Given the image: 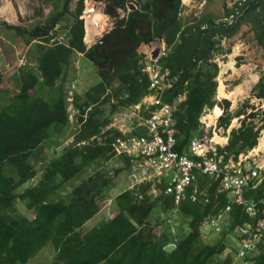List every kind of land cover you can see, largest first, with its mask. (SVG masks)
<instances>
[{
	"label": "trees",
	"instance_id": "trees-1",
	"mask_svg": "<svg viewBox=\"0 0 264 264\" xmlns=\"http://www.w3.org/2000/svg\"><path fill=\"white\" fill-rule=\"evenodd\" d=\"M84 1L57 0L46 21L31 27L5 23L9 30L27 35L29 49L28 64L22 65L17 75L16 93L3 86L0 68V264H26L49 243L55 250L49 264H232L236 250L221 257L228 249L226 236L251 219L234 204L229 231L204 242L203 223L229 202L228 194L219 191V181L204 175L194 182L197 198H191V187L177 207L189 217V231L179 237L169 230L155 231L152 211L158 207L169 212L175 206L164 195L153 199L145 184L115 197L112 218L87 231L83 227L97 215L100 200L115 185L113 177L99 169L115 155L112 142L120 135L117 128L108 126L116 113L148 92L149 77L143 71L140 49L155 35H164L169 47L161 64L171 82L165 100L176 103V149L188 152L191 138L201 132L202 115L217 104L224 108L218 126L227 129L240 117V126L231 129L228 143L220 147L225 161L230 157L237 160L241 153L258 146L264 109L251 99L264 100V73L250 97L231 111L230 100L216 98L217 58L231 53L223 41L238 34L245 24L251 25L257 43L264 48V0H223L222 16L206 11L186 14L182 0H144L141 10L134 9L124 18L118 10L128 0H97L106 3L105 11L115 23L89 48L80 18ZM59 21L69 30L67 43L51 41L50 31ZM79 53L96 66L99 80L84 92L74 93L79 127L71 133L72 141L64 145L70 125L67 76ZM44 90L49 91L48 97L42 95ZM121 158L129 168L128 160ZM40 162L47 163L40 180L21 189L38 176ZM95 165L99 168L91 172ZM87 172L88 176L82 177ZM75 179L80 182L68 183ZM254 195H264V179ZM18 200L25 202L32 218L17 212ZM171 243L176 248L168 252L165 246ZM252 264H264V248Z\"/></svg>",
	"mask_w": 264,
	"mask_h": 264
},
{
	"label": "built area",
	"instance_id": "built-area-1",
	"mask_svg": "<svg viewBox=\"0 0 264 264\" xmlns=\"http://www.w3.org/2000/svg\"><path fill=\"white\" fill-rule=\"evenodd\" d=\"M143 1L128 0L124 8H119V17H127L134 9L141 10ZM84 4L80 18L84 21V42L89 48L113 28L115 19L106 13L103 1L85 0ZM97 14L103 19L95 18ZM68 32L62 22H57L50 31L51 41L67 43ZM89 32L90 38H87ZM168 49L164 35H155L141 47L143 71L149 77L148 92L127 109L130 119L138 120L136 124H127L115 117L108 126L120 132L112 142L113 151L129 162L130 188L149 185L148 193L153 199L161 195L169 197L175 209L186 199L189 188L194 187L191 198H197L198 189L194 182L198 175L218 180L219 191L228 194L229 202L218 215L205 220L204 225L210 224L214 231L220 232L224 226H230L233 205L240 206L251 220L238 224L234 229L238 244L232 264H252L264 248V195H254L264 179V151L241 153L237 160L230 157L225 161V153L220 151L223 146L217 139L230 129L218 126V123L213 125L210 119H204V115L200 119L201 132L191 138L188 152L176 149V103L165 100L171 82L167 78L168 71L161 64ZM19 62L24 65L25 57L23 60L20 57ZM75 87L76 80H73L69 93ZM141 128L146 131L140 133L138 130Z\"/></svg>",
	"mask_w": 264,
	"mask_h": 264
},
{
	"label": "rangeland",
	"instance_id": "rangeland-1",
	"mask_svg": "<svg viewBox=\"0 0 264 264\" xmlns=\"http://www.w3.org/2000/svg\"><path fill=\"white\" fill-rule=\"evenodd\" d=\"M24 1V8L25 11L23 16L20 15V22H24L25 20L28 21L26 23H19L22 24V26L31 27L32 25L36 24V22L46 21V16L48 17L50 12L53 11L54 3L57 0H23ZM6 0H0V6H2ZM8 2H13L15 6L18 8V4L16 0H9ZM183 5L185 6L184 13L188 14L191 11H196V13H200L201 11L211 12L217 16H222L223 14V0H203L202 2H198L196 0H182ZM230 5H232V2H229ZM43 7L46 8L47 14L45 17L41 16L40 11L43 9ZM71 8H74L73 5H71ZM26 15V16H25ZM25 16V17H24ZM5 19V18H4ZM3 20V17L0 13V21ZM38 22V23H41ZM12 24V22H9ZM18 23V22H16ZM224 46L231 47L232 53L229 55H220L217 58V61L220 65V81L226 84V87L228 90L235 89L236 87L235 82L241 81L243 84H246L249 81H252L253 77L257 78L262 73H264V48L261 47L254 36L253 30H251L250 24H245L241 27L238 34H236L232 38L225 39L223 41ZM23 47L20 48V53L16 54L18 56L20 54L21 59L26 56V53L28 50L27 45L23 44ZM25 53V54H24ZM25 55V56H24ZM20 57L17 60L16 66L20 65L22 62L20 61ZM28 64V60L25 58V63ZM32 65H35L34 63ZM76 80V87L73 89L72 93H69L71 89L72 81ZM99 75L97 73V68L93 64L92 61H90L88 58L77 55L75 58L74 63L71 65L68 71L67 76V101L68 104V111L70 113V125L66 129V139L65 144L67 145V142H70L71 139H73L72 132H75L76 129L79 127L76 123V117L74 116V107H73V95L75 92L82 93L89 87H91L93 84L98 82ZM251 84V83H249ZM4 87H10L12 92L16 93V89L18 88V85L15 86H9L7 82H3ZM239 86V85H238ZM235 87V88H234ZM247 87V86H246ZM250 89L247 90V92L243 93L236 102H233L231 100V106L230 110L236 109L243 101L249 96ZM42 95L44 97L49 96V91L44 90ZM220 97V96H219ZM69 98H72L71 100ZM216 98L219 100L218 96L216 95ZM221 99V98H220ZM253 101H257V99L253 98ZM259 104V103H258ZM220 109L222 110V114L224 113L223 105H219ZM262 107L264 109V102L262 103ZM206 113L213 114V108L207 109ZM128 110L124 109L119 111L114 115L113 118L117 117L118 120L123 119L124 122L127 124H136L138 120L136 118L130 119L128 115ZM221 114V115H222ZM208 119V118H206ZM114 120V119H113ZM211 122V121H210ZM79 124V123H78ZM239 122L237 119H234L230 125L229 128L238 127ZM142 129V128H141ZM63 144L58 147V150L63 148ZM51 154H48V159L51 157ZM48 163V161H46ZM46 162H40L38 164L39 174L38 176L32 180L30 183L26 184L21 189H24L28 185H33L34 183H37L42 174L44 173V166L47 164ZM99 168V165H95L93 168H91V172L94 170H97ZM43 169V170H42ZM101 171L107 172V175L110 177H113L115 181V185L110 190L108 199H101L99 202L100 211L95 215L90 221H88L85 226L83 227L84 231L89 230L91 227H93L98 222L104 220V219H110L113 217L114 213L116 212V201L115 197L123 192L124 190L129 188L130 184V176H129V168L126 167L124 161L122 160L121 156L114 155L111 160L106 161L102 167L99 168ZM118 169H121V171L116 174V171ZM85 173L82 175V177L88 176ZM81 179V178H80ZM80 180H72L69 181L72 185V183H79ZM67 188V186H66ZM66 188L64 189L66 192ZM20 189V190H21ZM18 190V191H20ZM17 212L22 213L24 215H27L28 217L32 218L33 213L32 211H28L27 206L25 202L18 200L17 201ZM169 218L170 221H169ZM150 220L156 224L155 231L158 234H161L165 232L166 230H169L174 237H179L182 232L189 231V217L184 216V214L180 213L177 209H173L172 211L165 212L160 210L158 207H156L151 215ZM202 238L204 242H209L212 238L218 237L215 236V234L219 233L214 231L212 226L210 224L202 226ZM229 231L228 225L224 226L222 228V231ZM226 243L228 245L227 251L221 255V257H225L229 250L235 251L237 244H238V238L236 231L232 230L230 231L226 236ZM234 255V253H233ZM54 257V247L52 243L47 244L36 256L31 258L26 264H49ZM19 264V263H18Z\"/></svg>",
	"mask_w": 264,
	"mask_h": 264
},
{
	"label": "crops",
	"instance_id": "crops-1",
	"mask_svg": "<svg viewBox=\"0 0 264 264\" xmlns=\"http://www.w3.org/2000/svg\"><path fill=\"white\" fill-rule=\"evenodd\" d=\"M8 1L9 0H6V2L2 6H0V13H1V16L3 17V20L0 21V68H1V70L3 72V75H4V77H3L4 81L7 82V84H9V86H10V84H11V86H15V85L18 84L17 75L19 74L20 67L23 65L22 64L20 66L19 65L16 66V64H18L17 60L20 57V54L18 56H16V54L20 53V48L23 47L22 46L23 44H26L25 40L27 38V35H25V33H20L19 31H16V30H12V29L9 30L8 25H20L22 27V24H19V23H23L24 24V23H26L28 21L25 20L24 22H20V20H19L20 15L23 16L24 12H26L25 8H24V1L23 0H16V2L18 4V8L15 6V4L13 2H8ZM40 14L43 17L46 16L47 11H46L45 7H43V9H41ZM46 18H47V16H46ZM9 22H12V24L9 23ZM16 22H18V23H16ZM38 22H41V21H38ZM38 22H36V23H38ZM5 23H7L8 25H6ZM28 49H29V45H27V49L26 50H28ZM231 53H232V51H231ZM27 54H28V51L26 53V56L24 55L26 59H27ZM81 56H83V55H81ZM219 76H220V72H219V75H218V78H217L218 79V85L220 86V85L224 84L225 87H226L225 83L219 82L220 81ZM255 77H253V79H251L252 81H249V82L246 83L248 85L243 84L241 81H236L234 86L236 87L238 85H242L244 87V93L247 92L248 89H250L249 91H250V94H251V90L253 89L254 85L259 81L261 75L258 76L257 78H255ZM249 83H251V84H249ZM219 86H218V88H219ZM218 88H217V96H218ZM232 90L233 89L228 90L227 87H226V91L229 92V91H232ZM16 91H17V89H16ZM11 94H12V91H11ZM250 94H249V96L247 98L250 97ZM218 98H219V101H221L222 99H228L230 101L232 100L233 102H236V101H234L233 99H231L229 97H219L218 96ZM263 102H264V100H258L257 99V101H253L251 99V103H255L256 105L261 104L260 106H262ZM219 105L221 106V104H217L213 108V111H214V109H216V107L220 108ZM236 109L231 110V111H235ZM206 114L207 113L205 112L204 113V119H206V118L210 119V121H211V123L213 125L218 123V119L221 116L220 115L217 118H210V115H212V114H208V116H206ZM234 119H237V121L239 122V126H240V117H236ZM233 128H235V127H233ZM229 129L230 130L227 132V134H225V136L223 135V137H222L223 140H218L217 139L220 143L222 142L221 146H225L228 143L229 134H230V131H231L232 128H229ZM262 134H263V131H262ZM261 137H262V135H261ZM261 137L259 138L258 146L255 147L253 150H251V154H254V153L260 151V150H258V148L261 147V141H260ZM260 149H262V151H264V145H263V148H260Z\"/></svg>",
	"mask_w": 264,
	"mask_h": 264
},
{
	"label": "bare ground",
	"instance_id": "bare-ground-1",
	"mask_svg": "<svg viewBox=\"0 0 264 264\" xmlns=\"http://www.w3.org/2000/svg\"><path fill=\"white\" fill-rule=\"evenodd\" d=\"M95 18L103 19V17L101 15H99V14H97L95 16ZM90 34L91 33L89 32L88 35H87V38H90ZM219 79H220V76H219ZM243 93H244V87L242 85L237 86L234 90L229 91V92L226 91V87H225L224 84L220 85L219 88H218V96H220V97H229V98L233 99L234 101H237L238 97L241 94H243ZM221 114H222V110L220 108L216 107V109H214V111H213V114L210 115V118H217ZM218 140H223V139L222 138H218ZM260 141H261V147L260 148H263V145H264V130H263V134H262V137H261ZM260 148H258V150H262Z\"/></svg>",
	"mask_w": 264,
	"mask_h": 264
},
{
	"label": "water",
	"instance_id": "water-1",
	"mask_svg": "<svg viewBox=\"0 0 264 264\" xmlns=\"http://www.w3.org/2000/svg\"><path fill=\"white\" fill-rule=\"evenodd\" d=\"M176 248V245L174 243L168 244L167 246H165V250L168 252L173 251Z\"/></svg>",
	"mask_w": 264,
	"mask_h": 264
},
{
	"label": "clouds",
	"instance_id": "clouds-1",
	"mask_svg": "<svg viewBox=\"0 0 264 264\" xmlns=\"http://www.w3.org/2000/svg\"><path fill=\"white\" fill-rule=\"evenodd\" d=\"M79 55H80V53H79ZM203 115H204V114H203ZM71 141H72V139H71ZM71 141H70V142H71ZM64 144H65V142H64ZM129 186H130V184H129ZM135 187H136V186H135ZM128 189H132V188L129 187ZM126 190H127V189H126ZM108 195H109V194L106 195V198H105V199H108ZM175 208H176V207H175ZM169 219H171V218H169ZM203 224H204V223H203ZM229 227H230V226H229ZM229 227H228V228H229ZM52 245H53V244H52ZM53 247H54V246H53ZM54 255H55V250H54ZM52 261H53V260H52ZM52 261H51V262H52ZM51 262H50V263H51Z\"/></svg>",
	"mask_w": 264,
	"mask_h": 264
}]
</instances>
